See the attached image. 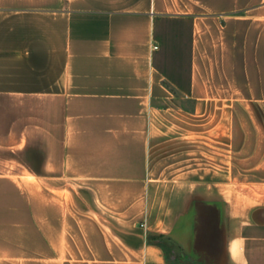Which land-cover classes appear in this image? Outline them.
<instances>
[{
    "label": "crops",
    "instance_id": "0c3cea01",
    "mask_svg": "<svg viewBox=\"0 0 264 264\" xmlns=\"http://www.w3.org/2000/svg\"><path fill=\"white\" fill-rule=\"evenodd\" d=\"M0 264H264V0H0Z\"/></svg>",
    "mask_w": 264,
    "mask_h": 264
},
{
    "label": "trees",
    "instance_id": "16d2710c",
    "mask_svg": "<svg viewBox=\"0 0 264 264\" xmlns=\"http://www.w3.org/2000/svg\"><path fill=\"white\" fill-rule=\"evenodd\" d=\"M159 237H161V235H155V236H154V238H159Z\"/></svg>",
    "mask_w": 264,
    "mask_h": 264
}]
</instances>
